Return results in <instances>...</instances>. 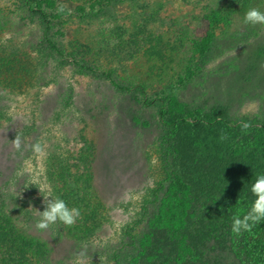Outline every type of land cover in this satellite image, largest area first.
<instances>
[{"label": "rangeland", "instance_id": "1", "mask_svg": "<svg viewBox=\"0 0 264 264\" xmlns=\"http://www.w3.org/2000/svg\"><path fill=\"white\" fill-rule=\"evenodd\" d=\"M250 8L264 0H0V219L20 234L0 228V264L259 263L254 230L231 232L264 174ZM49 191L73 226L35 228Z\"/></svg>", "mask_w": 264, "mask_h": 264}, {"label": "clouds", "instance_id": "2", "mask_svg": "<svg viewBox=\"0 0 264 264\" xmlns=\"http://www.w3.org/2000/svg\"><path fill=\"white\" fill-rule=\"evenodd\" d=\"M57 11L64 12L65 6L59 5ZM244 23L253 26L258 24L264 25V12L260 11L258 8H250L245 13ZM240 127L243 131H247L251 127V124L250 122L241 121ZM221 139H224V137L221 136ZM11 142L15 150H21L22 138L20 135L16 134L15 139ZM29 147L34 154L41 158L46 155V145L40 142L31 144ZM250 191L255 199L251 202L249 209L244 214L241 215L238 213L233 217L231 232L235 235H240L243 232H250L255 225L264 221V174H260L256 177L254 183L251 185ZM42 196L44 197L45 207L43 211L37 210L39 220L35 223V228L38 231H47L51 226L57 223L71 227L81 217V212L78 208H70L62 198L53 197L50 191L47 195ZM49 197H51V199H49ZM82 256L83 253H78L73 264H84Z\"/></svg>", "mask_w": 264, "mask_h": 264}, {"label": "trees", "instance_id": "3", "mask_svg": "<svg viewBox=\"0 0 264 264\" xmlns=\"http://www.w3.org/2000/svg\"><path fill=\"white\" fill-rule=\"evenodd\" d=\"M27 2L29 0H26ZM30 12H36L38 13L39 16L43 17V13L41 11H37L35 9H32V8H29ZM49 46L51 49H53L55 52H57V54L66 59V57H64V55L62 53H60L58 51V49L55 47V45H53L52 43H49ZM76 64V63H75ZM82 69L86 70V71H89L93 74H97V75H100L102 77H105L107 79H110V75L106 74V73H102V72H98V71H95L94 69H91V68H88V67H81ZM112 82V81H111ZM113 86L115 87H118L117 85H115L113 82H112ZM119 88V87H118ZM122 90H126V91H129L131 90L130 88H120ZM262 146V143H260V147ZM178 185H176V187H178L180 190H184L186 189L187 187L181 183L180 181H178L177 183ZM5 225V220L4 218L2 217V219H0V228L1 226ZM254 230V234L252 236L249 235V237L247 238V240L249 242H252L253 241V245L256 247L255 248V251H259L260 254L259 257H258V261L259 263L258 264H264V257L262 256L263 255V252H264V244H263V241L262 239H264V231L262 230V233H261V228H260V224H257L254 226V228L252 229ZM1 233H2V237L3 239H7V238H13L14 236H18L20 234H18L19 232L15 229V228H10L8 225L5 226V227H2L1 228ZM249 243H245L243 242L242 245H245V247L248 246ZM252 244V243H251ZM261 245H262V248H261ZM261 248V249H260Z\"/></svg>", "mask_w": 264, "mask_h": 264}]
</instances>
